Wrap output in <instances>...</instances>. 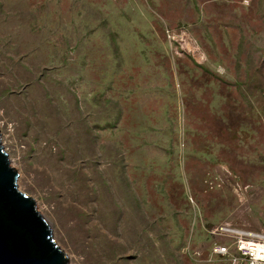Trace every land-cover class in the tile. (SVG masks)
Segmentation results:
<instances>
[{
    "label": "rangeland",
    "instance_id": "374dc122",
    "mask_svg": "<svg viewBox=\"0 0 264 264\" xmlns=\"http://www.w3.org/2000/svg\"><path fill=\"white\" fill-rule=\"evenodd\" d=\"M0 143L69 264H231L209 228L264 231V0H0Z\"/></svg>",
    "mask_w": 264,
    "mask_h": 264
},
{
    "label": "water",
    "instance_id": "95a60500",
    "mask_svg": "<svg viewBox=\"0 0 264 264\" xmlns=\"http://www.w3.org/2000/svg\"><path fill=\"white\" fill-rule=\"evenodd\" d=\"M16 176L0 143V264H69L33 198L17 188Z\"/></svg>",
    "mask_w": 264,
    "mask_h": 264
},
{
    "label": "built area",
    "instance_id": "2783aa9c",
    "mask_svg": "<svg viewBox=\"0 0 264 264\" xmlns=\"http://www.w3.org/2000/svg\"><path fill=\"white\" fill-rule=\"evenodd\" d=\"M178 31L182 32L181 35H184V38L186 37V31ZM170 32L174 33L173 31ZM170 37L173 39L175 38L171 33ZM183 37H180L184 42V45H181L182 50L186 51L189 55L194 56L195 60L198 63H201L204 58L203 53L197 45H194L193 43L188 44ZM208 233L212 237H228L232 239V242L229 245L215 242L212 246V254L226 258L231 264H264L263 230H245L233 227L228 223H220L211 226ZM230 250H233V252H230Z\"/></svg>",
    "mask_w": 264,
    "mask_h": 264
}]
</instances>
